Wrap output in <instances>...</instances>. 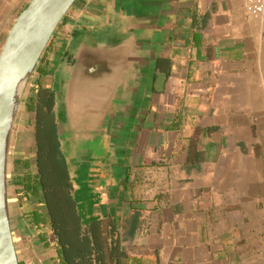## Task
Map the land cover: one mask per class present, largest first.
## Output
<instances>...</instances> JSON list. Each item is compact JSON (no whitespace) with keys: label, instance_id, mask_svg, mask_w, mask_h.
<instances>
[{"label":"crops","instance_id":"0c3cea01","mask_svg":"<svg viewBox=\"0 0 264 264\" xmlns=\"http://www.w3.org/2000/svg\"><path fill=\"white\" fill-rule=\"evenodd\" d=\"M30 1L0 0V52ZM141 2L77 0L40 60L44 87L53 86L58 51L62 75L69 53L75 66L82 36L113 37ZM162 2L156 66L128 155L122 143L111 148L89 204L80 203L83 233L101 223L123 264H264V23L241 0ZM13 135L8 196L18 258L61 264L53 232L31 223L45 206L21 200L31 173L19 162L33 157L24 131L15 126Z\"/></svg>","mask_w":264,"mask_h":264},{"label":"water","instance_id":"95a60500","mask_svg":"<svg viewBox=\"0 0 264 264\" xmlns=\"http://www.w3.org/2000/svg\"><path fill=\"white\" fill-rule=\"evenodd\" d=\"M76 1L31 0L0 52V264H19L8 196V164L17 116L44 51ZM143 1L125 16L113 37L80 38L69 74V143L63 148L68 152L71 195L78 213L80 203L89 204L92 186L112 157L111 148L122 143L121 156L128 155L150 89L158 54L156 31L163 25L164 14L162 0L159 6ZM63 57V51L55 54L51 71L58 81L63 77L66 82V68L58 74Z\"/></svg>","mask_w":264,"mask_h":264},{"label":"trees","instance_id":"16d2710c","mask_svg":"<svg viewBox=\"0 0 264 264\" xmlns=\"http://www.w3.org/2000/svg\"><path fill=\"white\" fill-rule=\"evenodd\" d=\"M44 51L41 58H43ZM41 75L46 69L36 68ZM43 93L33 109L38 114V174L35 178L25 176L21 183L25 197H37L46 208V213L35 211L31 223L38 230L50 228L56 239L57 259L61 264H123L125 253L120 243H108L109 235L101 223L92 226L91 236L84 234L81 218L71 192L68 166L60 151L56 136L53 107L54 93L50 90H39ZM43 98V99H42ZM9 200V210L11 206ZM22 203V201H21ZM11 211V210H10ZM11 217V216H10ZM13 231V225L11 223ZM43 239V234H40ZM92 237V238H91ZM19 259V264H23Z\"/></svg>","mask_w":264,"mask_h":264},{"label":"flooded vegetation","instance_id":"af4514ba","mask_svg":"<svg viewBox=\"0 0 264 264\" xmlns=\"http://www.w3.org/2000/svg\"><path fill=\"white\" fill-rule=\"evenodd\" d=\"M72 53L68 54V59L63 62V64L67 65L70 67V69L66 70L68 73V76H66V82H63V77H61V80L57 83L55 76L53 78V86L49 87H41L37 90V92L33 93L31 95V101L28 103V107L31 106L33 109L36 106V101L43 95L42 92L39 90H50L54 93V107H53V115H54V122L56 125V136L57 140L60 144V151L61 154L63 155V159L66 162L67 165V153L63 151V148L68 145V137L67 133L69 130V110L68 106L70 105V94L69 92L71 91V82H70V71L71 67L74 64L73 57L71 55ZM44 99L45 97L42 96ZM42 98V99H43ZM26 108L25 110L20 111L21 114L18 115V118L20 119L22 116L27 118L31 124L29 126L30 129L26 130L24 134H29L32 135L30 139L26 137L28 140V154L27 157H33L34 161V166H32V160L31 159H25L22 160V163L19 162V169L21 170H28L29 173H31L30 177L35 178V176L38 174V161H37V156H38V138H37V132H38V127H37V121H38V114L35 112V110H30V108ZM21 116V117H20ZM17 118V119H18ZM18 121V120H17ZM25 122V121H24ZM29 131V132H28ZM13 143V141L11 142ZM11 150V148H10Z\"/></svg>","mask_w":264,"mask_h":264},{"label":"rangeland","instance_id":"374dc122","mask_svg":"<svg viewBox=\"0 0 264 264\" xmlns=\"http://www.w3.org/2000/svg\"><path fill=\"white\" fill-rule=\"evenodd\" d=\"M37 67L39 69H42L43 63H41V64L39 63ZM36 77H38V78L36 79ZM41 80H42V75H41L40 71L38 70L37 72H34L33 77L30 80V82H29V84H28V86L26 88V91H25V94H24V97H23V100H22L18 115L21 114L20 111H22V113H23V110H25L28 107V103L31 101V95H33V93L37 92V90L39 88L45 86L44 82L41 81ZM17 118H18V116H17ZM17 120H16V123H15V126H16L17 129L21 128L24 132H26V130L30 129L29 126H31V124H30V122H29V120L27 118L22 116L20 119L18 118ZM13 133H14V131H13ZM26 137L28 139H30L32 137V135L26 134ZM12 141L14 142V135L12 136Z\"/></svg>","mask_w":264,"mask_h":264},{"label":"built area","instance_id":"2783aa9c","mask_svg":"<svg viewBox=\"0 0 264 264\" xmlns=\"http://www.w3.org/2000/svg\"><path fill=\"white\" fill-rule=\"evenodd\" d=\"M241 1L248 17L264 23V0Z\"/></svg>","mask_w":264,"mask_h":264}]
</instances>
